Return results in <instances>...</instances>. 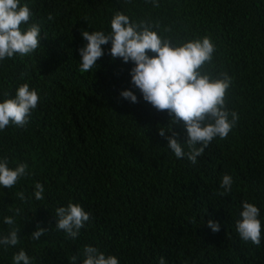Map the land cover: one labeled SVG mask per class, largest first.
I'll return each mask as SVG.
<instances>
[{"label":"trees","instance_id":"16d2710c","mask_svg":"<svg viewBox=\"0 0 264 264\" xmlns=\"http://www.w3.org/2000/svg\"><path fill=\"white\" fill-rule=\"evenodd\" d=\"M19 4L32 12L21 31L39 24L41 45L30 55L0 60V102L14 98L24 83L40 101L26 126L0 130V160L7 158L10 168L28 165V174L15 186L0 185V237L12 227L5 217H13L20 229L17 245L0 244V264H14L20 250L31 264H71L74 255L75 264H82L85 245L117 257L120 264H159L160 257L165 264H264V0ZM116 12L147 22L173 46L204 37L216 46L202 71L231 78L226 107L238 120L228 137L215 138L195 164L167 147L158 132L167 112L154 109L133 88L132 63L112 59L110 42L102 46L98 67L80 72L78 49L86 43L81 29L108 33ZM126 88L138 103L121 97ZM175 130L183 143V125ZM224 174L233 184L219 195ZM37 182L44 187L43 200L34 197ZM69 202L91 216L75 239L55 226L56 208ZM242 202L260 210L259 246L237 232ZM209 220L220 225L218 232L208 227ZM37 223L47 231L34 240Z\"/></svg>","mask_w":264,"mask_h":264},{"label":"clouds","instance_id":"9594fccd","mask_svg":"<svg viewBox=\"0 0 264 264\" xmlns=\"http://www.w3.org/2000/svg\"><path fill=\"white\" fill-rule=\"evenodd\" d=\"M32 12L19 0H0V60L32 54L41 43L40 25L32 23L21 31L22 24H28ZM53 17L49 14L48 19ZM111 31H87L81 29L86 43L78 49L80 55V72H90L98 67L97 61L103 57V45L111 43L109 54L112 59L119 58L123 63H132L129 69L131 85L139 90L143 100L157 111H166L168 121L164 127H158L159 135L166 137L167 147L177 158L186 157L193 164L201 156L206 147L217 137L226 139L235 127L238 116L235 111L226 107V92L230 87L231 78L223 73L213 77L211 73L202 71L210 64L215 52V45L210 38L190 40L182 46H173L169 39L163 38L143 21L131 20L128 15L116 12L110 22ZM158 27V25H157ZM167 31V30H166ZM155 55H149V53ZM7 95V94H5ZM122 98L131 103H138V97L131 89L120 92ZM40 96L30 89L27 83L20 85L14 98L0 102V130L10 124L24 127L28 123L32 111L37 108ZM183 125L186 139L178 140L177 125ZM171 135H167L168 133ZM185 146L187 151H185ZM7 158L0 160V185L12 188L18 180L27 175L28 165L20 163L15 168L8 166ZM232 177L224 174L219 195L231 191ZM44 187L35 184L34 197L44 199ZM24 199L22 192L17 193ZM19 214V209H16ZM58 230L66 233L68 238L75 239L81 228L89 222L91 216L79 204L69 202L68 205L56 208ZM260 210L252 203L242 202L240 219L236 221V229L240 238L259 246L261 243ZM4 223L12 226L8 235L0 237V244L15 246L19 243L18 232L13 217H5ZM208 227L213 232L220 230L217 222L209 220ZM47 228L37 223L32 232V239H39ZM82 264H120L117 257L105 255L96 247L85 245ZM75 264L77 256L70 258ZM14 264H31V258L20 250L13 256ZM159 264H165L160 257Z\"/></svg>","mask_w":264,"mask_h":264}]
</instances>
